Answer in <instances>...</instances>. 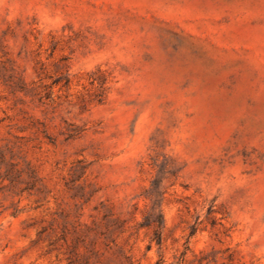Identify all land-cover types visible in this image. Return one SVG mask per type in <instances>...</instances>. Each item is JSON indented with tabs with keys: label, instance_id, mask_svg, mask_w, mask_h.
Here are the masks:
<instances>
[{
	"label": "rangeland",
	"instance_id": "1",
	"mask_svg": "<svg viewBox=\"0 0 264 264\" xmlns=\"http://www.w3.org/2000/svg\"><path fill=\"white\" fill-rule=\"evenodd\" d=\"M0 264H264V0H0Z\"/></svg>",
	"mask_w": 264,
	"mask_h": 264
}]
</instances>
